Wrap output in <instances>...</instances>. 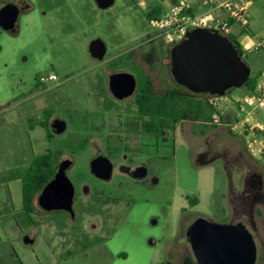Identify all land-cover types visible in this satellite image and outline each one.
Wrapping results in <instances>:
<instances>
[{"label":"rangeland","instance_id":"374dc122","mask_svg":"<svg viewBox=\"0 0 264 264\" xmlns=\"http://www.w3.org/2000/svg\"><path fill=\"white\" fill-rule=\"evenodd\" d=\"M18 1L0 0V7ZM32 1L33 11L19 17L18 35L0 31V264H15V255L24 264H182L193 258L186 230L198 218L242 222L253 235L257 264H264V205L244 207L238 194L253 173L264 178V160L247 152L243 135L231 131L224 118L215 128L186 121L168 133L169 141L158 152L140 153V144L149 141L127 130L135 111L133 96L118 101L109 93L110 73L134 75L123 67L110 68L119 57L142 51L137 63L144 67L153 58L149 50L162 39L146 15L157 7L165 15L173 0H115L107 10H99L94 0ZM247 13L239 45L250 51L243 59L255 78L264 68V0H252ZM96 38L106 45L102 61L88 52ZM160 61L171 81L170 57L163 52ZM157 70L151 68L156 78ZM246 95L242 87L220 97L221 117L228 111L234 122L233 111ZM47 108L53 110L49 126L54 119L67 123L52 142L44 128H28V121H38ZM82 122L87 129H78ZM110 137L111 142L119 138L127 150L110 156ZM83 138V151L67 146L76 148ZM47 151L57 153L58 162H73L67 175L75 186V218L44 212L37 195L26 224L20 184L11 180L33 156ZM99 155L114 165L108 182L90 173L89 163ZM142 165L149 169L147 178L136 181L126 174ZM25 236L34 243L24 244Z\"/></svg>","mask_w":264,"mask_h":264},{"label":"water","instance_id":"95a60500","mask_svg":"<svg viewBox=\"0 0 264 264\" xmlns=\"http://www.w3.org/2000/svg\"><path fill=\"white\" fill-rule=\"evenodd\" d=\"M99 10L112 7L115 0H94ZM20 14L19 8L7 3L0 8V28L14 30ZM92 59L102 61L106 55V45L100 38L93 39L88 45ZM170 74L174 82L194 94H208L224 97L231 89L242 88L250 77V69L242 60L231 41L216 29L197 27L188 31L182 41L169 49ZM25 60V59H24ZM108 88L117 100L131 97L137 88L136 77L128 72L109 75ZM67 123L55 119L51 130L62 135ZM70 160L60 163L53 178L37 197L38 206L44 211H65L74 217V185L66 174L71 166ZM90 172L97 179L109 181L113 164L104 156L90 162ZM144 166L131 172L135 179L146 176ZM157 180L153 179L152 183ZM152 225L156 222L153 220ZM187 241L196 264H255L257 248L253 235L241 223L218 224L204 218L196 219L186 230ZM26 245L33 239L23 238Z\"/></svg>","mask_w":264,"mask_h":264},{"label":"trees","instance_id":"16d2710c","mask_svg":"<svg viewBox=\"0 0 264 264\" xmlns=\"http://www.w3.org/2000/svg\"><path fill=\"white\" fill-rule=\"evenodd\" d=\"M175 2L176 1H173V4ZM161 16V10L157 7L151 9L146 15V19L149 22L151 19H157ZM229 24H232V21H229ZM217 31L231 41L244 61L243 58H245L247 54L241 50L236 37L222 30ZM157 42L158 44H156L155 47L153 45L149 50L153 55V58L147 62L146 67L142 65L144 62L137 63V59L143 54L142 51H130L119 57L117 63H112L110 65V68L113 69H116L117 67L129 69L134 73L137 79V89L133 96L135 111L132 120L127 124V130L130 133L140 134L142 136L141 141H149L148 143L140 144V153L147 149H151L155 153L158 152L163 145L169 141L168 133L174 132L176 125L182 122L192 121L193 123L202 124L203 126H208L210 128L217 127V124H215L213 120L215 110L207 99L208 94L191 93L184 87L177 85L172 79V76L171 81L168 79V71L161 64L160 58L162 57L163 52L169 56L170 48L168 46L167 50H164V45L166 46L164 41ZM153 66L158 69L157 78L151 71ZM259 77L260 74L255 78L249 77L248 81L243 86L246 89L247 94L256 91L258 86L257 80ZM40 113L41 116L38 121H28V128L30 130L36 126L44 128L47 139L49 142H52L55 135L50 129L49 120L52 117L53 110L47 108ZM222 118L223 117H221V120ZM82 123L78 129H87L86 123ZM110 139H112V137H110L109 140ZM116 139L117 142H111L106 147L107 153L110 156L118 155L127 150L122 143L119 142V138ZM86 145V138L77 141L76 148H73L71 144H67L72 151H83L86 148ZM57 159L58 154L55 153L52 155L50 151L33 156L27 169L17 177L22 185L21 210L25 216L26 224L30 223L31 215L35 211L33 204L34 198L40 194L43 188L54 176ZM192 202L196 203V200H192ZM120 257L126 258V255L121 254ZM15 258V264H24L17 255H15ZM163 264L172 263L165 262ZM182 264H196V262L193 258L188 257Z\"/></svg>","mask_w":264,"mask_h":264},{"label":"built area","instance_id":"2783aa9c","mask_svg":"<svg viewBox=\"0 0 264 264\" xmlns=\"http://www.w3.org/2000/svg\"><path fill=\"white\" fill-rule=\"evenodd\" d=\"M196 0H176L167 10L166 14L157 19L149 21L150 26L155 29L164 43L173 47L185 37V34L197 27H206L226 32L229 21L238 23L242 27L248 25V14L246 3L234 6L233 0H204V5L212 9L224 10L227 17L224 21L210 26L209 16H198L194 14V2ZM261 47V43L255 49ZM53 78V77H50ZM210 105L214 108V123H222L221 116L223 106L220 97L207 95ZM230 130H238L245 138V147L251 156H258L264 160V140L260 135L264 131V79L256 91L241 99L236 107L234 122H226Z\"/></svg>","mask_w":264,"mask_h":264},{"label":"flooded vegetation","instance_id":"af4514ba","mask_svg":"<svg viewBox=\"0 0 264 264\" xmlns=\"http://www.w3.org/2000/svg\"><path fill=\"white\" fill-rule=\"evenodd\" d=\"M7 3H13V2H7ZM7 3H5V4H7ZM32 3H33V1L32 0H19L17 3H13V4H15L18 8H19V10H20V14H19V17H21L22 15H26V14H28V13H30V12H32L33 11V9L30 7L31 5H32ZM4 4V5H5ZM4 5H2V6H4ZM1 6V7H2ZM0 7V8H1ZM19 17H18V21H17V23H16V26H15V28H14V30H11V31H4L3 29H1L0 28V31L2 30V31H4V32H6V33H8V34H10V35H12V36H16V35H18V33H19ZM112 73H118V72H112ZM112 73H110L109 75H111ZM108 78H109V76H108ZM108 81H109V79H108ZM107 81V82H108ZM107 86H108V84H107ZM137 89V88H136ZM108 90H109V88H108ZM136 92V91H135ZM109 93H110V91H109ZM111 94V93H110ZM111 96H112V94H111ZM132 96H134V94L132 95ZM131 96V97H132ZM113 97V96H112ZM114 98V97H113ZM130 98V97H129ZM115 99V98H114ZM126 99H128V98H126ZM115 100H117V99H115ZM123 100H125V99H123ZM118 101H122V100H118ZM55 120V119H54ZM54 120H52V122L54 121ZM58 120H61V119H58ZM52 122H51V124H52ZM51 124H50V129H51ZM52 131V130H51ZM53 133V132H52ZM56 135V134H55ZM111 143V139L109 140V142H108V145ZM100 156V155H99ZM98 157V156H97ZM96 158V157H95ZM107 158V157H106ZM94 159V158H93ZM109 159V158H108ZM66 160H69V159H66ZM110 160V159H109ZM71 161V160H70ZM61 162H63V161H61ZM61 162H58L57 161V164H56V166H55V170H54V172L58 169V167H59V165H60V163ZM72 162V161H71ZM91 162V161H90ZM111 162V161H110ZM112 163V162H111ZM113 164V163H112ZM72 166H73V162H72V164H71V166L69 167V169L66 171V174H68V172H69V170L72 168ZM142 166H144V165H142ZM139 167H141V166H139ZM146 169H147V174H146V176L144 177V178H142V179H135V178H133L132 176H131V172L132 171H134V170H132V171H128L127 169H126V174L127 175H129L133 180H136V181H141V180H143V179H145V178H147L148 177V174H149V169L146 167V166H144ZM89 168H90V163H89ZM113 171H114V165H113ZM91 173V172H90ZM93 175V174H92ZM112 175H113V172H112ZM68 176V175H67ZM253 179H251V180H246L245 181V189L242 191V192H240V193H238L239 194V196H240V198H239V200H240V204L241 205H243L244 207H248V206H250V204L251 203H256V202H261L263 205H264V195H262V192L264 191V178H263V175H262V173L260 172V173H253ZM93 177L95 178V179H97L94 175H93ZM112 178V177H111ZM70 179V178H69ZM97 180H99V179H97ZM111 180V179H110ZM109 180V181H110ZM151 180H153V178L151 179ZM72 181V180H71ZM99 181H102V180H99ZM102 182H108V181H102ZM49 183V182H48ZM73 183V182H72ZM74 189H75V186H74ZM75 202H76V198H75V192H74V198H73V210H74V205H75ZM251 202V203H250ZM38 204V203H37ZM43 210V209H42ZM44 211V210H43ZM44 212H47V211H44ZM50 212H55V211H50ZM62 212H65V211H62ZM47 213H49V212H47ZM67 215H69L70 216V214L68 213V212H65ZM74 214H75V210H74ZM71 217V216H70ZM72 218V217H71ZM75 218V215H74V217L72 218V219H74ZM238 222H240V221H238ZM237 222V223H238ZM242 223V222H241ZM257 248V247H256ZM255 264H257V258H256V262H255Z\"/></svg>","mask_w":264,"mask_h":264},{"label":"crops","instance_id":"0c3cea01","mask_svg":"<svg viewBox=\"0 0 264 264\" xmlns=\"http://www.w3.org/2000/svg\"><path fill=\"white\" fill-rule=\"evenodd\" d=\"M173 1H176V0H173ZM251 2H252V0H233V4H234V6H240L241 4H243V3H246V5H247V10H248V7H250V4H251ZM193 11H194V14L195 15H199V16H209L210 17V23H209V25L211 26V24H215L216 25V23H219L218 21H219V18H220V21L222 22V21H224L225 19H226V17H227V13L224 11V10H218V9H212V8H209V7H207V6H205L204 5V0H196L195 2H194V9H193ZM211 11V12H210ZM199 13H204V15H200ZM209 13H212V15L211 14H209ZM248 14V13H247ZM211 18H212V21H211ZM247 27V26H246ZM246 27H242L241 25H239L238 23H235V22H232V24H230L229 25V28L226 30V33H228V34H232V35H234L235 37H236V39H237V42L239 43V39H240V37L241 36H243L244 35V33L243 32H245L244 30H247L246 29ZM209 28V27H208ZM244 29V30H243ZM255 41V40H254ZM240 48H241V46H240ZM244 53H246L247 55H246V57L250 54V51L249 50H247V49H241ZM264 76V68H263V70H262V72L260 73V77L258 78V79H260V78H262ZM258 86H259V84H258ZM258 86H257V88H258ZM234 113H235V115H236V108L234 109V111H233ZM233 113V114H234ZM229 114V112L228 111H226L225 112V115L223 116V118H224V120L226 121V122H230L231 121V116L232 115H228ZM30 130V129H29ZM29 165V164H28ZM28 167V166H27ZM27 167H26V169H27ZM252 176V175H251ZM16 183H19L20 184V188H21V204H22V185H21V181L16 177V178H14L13 180H11V185L12 184H16ZM10 185V186H11ZM11 205H13V203H11ZM22 206V205H21ZM18 209H20V208H18ZM22 209V208H21Z\"/></svg>","mask_w":264,"mask_h":264}]
</instances>
